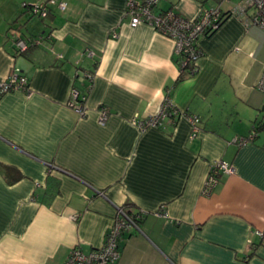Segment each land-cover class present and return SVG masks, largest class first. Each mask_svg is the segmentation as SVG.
I'll list each match as a JSON object with an SVG mask.
<instances>
[{
    "label": "crops",
    "instance_id": "0c3cea01",
    "mask_svg": "<svg viewBox=\"0 0 264 264\" xmlns=\"http://www.w3.org/2000/svg\"><path fill=\"white\" fill-rule=\"evenodd\" d=\"M24 1L46 0H0V77L19 69L30 87L0 97V264H65L74 247L98 249L118 207L143 216L123 232L117 264H264V134L234 141L264 120V31L231 13L241 0L153 9L191 20L203 8L229 12L197 40L192 76L180 74L171 39L129 26L126 0H66L45 19L23 14ZM16 32L42 43L19 54ZM73 88L86 95L84 115L68 105ZM165 97L199 118L196 132L185 117L131 124ZM218 161L233 172L204 196Z\"/></svg>",
    "mask_w": 264,
    "mask_h": 264
},
{
    "label": "built area",
    "instance_id": "2783aa9c",
    "mask_svg": "<svg viewBox=\"0 0 264 264\" xmlns=\"http://www.w3.org/2000/svg\"><path fill=\"white\" fill-rule=\"evenodd\" d=\"M159 1L126 0L124 15L129 18V26L131 28L146 24L159 34L171 39L174 44L173 54L178 58L180 74L192 76L197 72L198 60L203 55L202 50L197 46V40L200 36L211 34L215 31L229 12L224 13L219 7L203 8L198 17L191 20L178 15L173 10L154 13L153 9ZM52 6H56L59 10H64L66 0L24 1L20 4L23 14L38 19L47 18ZM231 13L242 18L246 24L255 25L264 31V0H241ZM113 37H117V34L113 33ZM12 38L15 50L19 54L27 51L32 46L41 44L43 39L42 36L23 38L17 32L12 34ZM86 55L91 57L93 54L87 51ZM58 57L60 58L61 56ZM83 77L90 79L91 74L83 73ZM257 88L264 92V69L257 83ZM13 91L30 92L27 77L16 68L10 70L6 77H0V97ZM85 100L86 95H80L78 90L73 88L68 105L80 115H84L85 106L83 103ZM262 111L264 112V106ZM98 113V124L104 125L108 118L109 110L107 107L101 106ZM180 117L187 118L192 126L193 133L197 131L199 118L180 112L166 97L155 114L143 119L135 115L131 120V124L139 130H144L149 127H161L165 122L174 124ZM258 133L264 134V120L258 124H253L247 136H237L234 141L237 144H245L252 141ZM232 172L233 168L228 163L224 161L214 162L209 167V174L201 191L202 195L209 196L218 184L220 175ZM142 216L143 212H132L127 208L118 207L113 225L107 232L102 246L87 253L83 252L79 247H74L70 251L65 264H117L123 232L138 229V222Z\"/></svg>",
    "mask_w": 264,
    "mask_h": 264
},
{
    "label": "trees",
    "instance_id": "16d2710c",
    "mask_svg": "<svg viewBox=\"0 0 264 264\" xmlns=\"http://www.w3.org/2000/svg\"><path fill=\"white\" fill-rule=\"evenodd\" d=\"M90 74V73H89ZM8 169H12L13 170V168H11V167H4V170H5V174H7V170ZM16 172V171H15ZM17 173V172H16ZM18 174V173H17ZM19 178V176H15V177H11L9 180H8V182H13V181H16L17 179Z\"/></svg>",
    "mask_w": 264,
    "mask_h": 264
}]
</instances>
